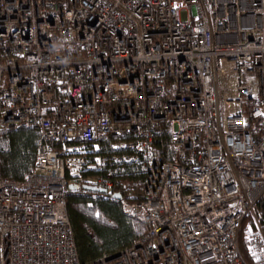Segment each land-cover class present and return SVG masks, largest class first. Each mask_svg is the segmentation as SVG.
I'll return each mask as SVG.
<instances>
[{
	"label": "built area",
	"instance_id": "obj_1",
	"mask_svg": "<svg viewBox=\"0 0 264 264\" xmlns=\"http://www.w3.org/2000/svg\"><path fill=\"white\" fill-rule=\"evenodd\" d=\"M20 129L40 142L23 180L0 166V264H82L67 198L113 193L90 175L108 147L114 164L148 160L122 209L149 230L92 264H247L239 232L264 200V0H0V130Z\"/></svg>",
	"mask_w": 264,
	"mask_h": 264
},
{
	"label": "trees",
	"instance_id": "obj_2",
	"mask_svg": "<svg viewBox=\"0 0 264 264\" xmlns=\"http://www.w3.org/2000/svg\"><path fill=\"white\" fill-rule=\"evenodd\" d=\"M39 142V133L33 129L0 130L2 176L20 181L31 173ZM110 148L103 154L106 166L90 175L101 173L111 180L113 193H95L87 190V185H82L72 190L67 198L68 216L82 264H92L103 256L120 253L149 230L147 225L126 216L122 209L127 198L135 201L143 196L148 160L114 164L112 158L120 153ZM255 212L256 219L264 225V200L257 203ZM239 247L247 264H264V241L257 231L253 215H248L243 221Z\"/></svg>",
	"mask_w": 264,
	"mask_h": 264
},
{
	"label": "water",
	"instance_id": "obj_3",
	"mask_svg": "<svg viewBox=\"0 0 264 264\" xmlns=\"http://www.w3.org/2000/svg\"><path fill=\"white\" fill-rule=\"evenodd\" d=\"M78 188H79L78 186H71L70 187V189H72V190H75V189H78ZM85 188L87 190H90V191L95 192V193H106V190L98 188V187H95V186H86ZM116 197L120 198V196H116Z\"/></svg>",
	"mask_w": 264,
	"mask_h": 264
},
{
	"label": "bare ground",
	"instance_id": "obj_4",
	"mask_svg": "<svg viewBox=\"0 0 264 264\" xmlns=\"http://www.w3.org/2000/svg\"><path fill=\"white\" fill-rule=\"evenodd\" d=\"M74 186H78V187H81V186H79V185H74ZM100 194H106V193H100Z\"/></svg>",
	"mask_w": 264,
	"mask_h": 264
},
{
	"label": "rangeland",
	"instance_id": "obj_5",
	"mask_svg": "<svg viewBox=\"0 0 264 264\" xmlns=\"http://www.w3.org/2000/svg\"><path fill=\"white\" fill-rule=\"evenodd\" d=\"M253 218H254V216H253ZM254 221H255V223L257 224V220H256V218H254Z\"/></svg>",
	"mask_w": 264,
	"mask_h": 264
}]
</instances>
